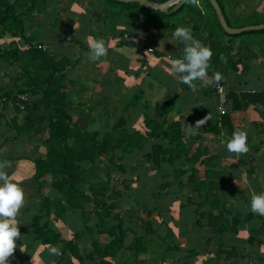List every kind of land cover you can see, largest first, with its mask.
<instances>
[{
  "label": "trees",
  "instance_id": "1",
  "mask_svg": "<svg viewBox=\"0 0 264 264\" xmlns=\"http://www.w3.org/2000/svg\"><path fill=\"white\" fill-rule=\"evenodd\" d=\"M148 1L162 4L168 0ZM229 1L216 0L229 28L241 29L264 25V19H259L256 14L242 23H232L228 15ZM93 2L97 9L101 8L102 10L101 12H91V16L101 19L103 22L107 20L111 24L108 31L112 33V36L113 30L117 26H123V29L117 32L119 42L115 48L118 51L128 49L130 45L134 46L129 40L136 33H140L144 37L151 36L148 40L150 44L156 41L175 42L178 51L192 49L196 53L197 50H200L199 57L196 58L197 68H180L185 77L184 80H181L182 89L187 87L188 80L194 78V71L198 68L203 69L205 73L204 81L208 75L211 79H216L223 84L228 76L223 78L214 72L219 71V67L225 68L227 72L229 70L238 71V66L240 67L243 61L249 58L248 55L252 52L253 44L258 43L256 42L258 36L264 34V30L249 31L233 36L226 34L208 0H182L166 13L147 9L137 3L122 4L114 0H93ZM45 5L44 0H0V36L8 42V48L1 51L0 58L8 64L16 63L19 69V78L14 81L15 84L26 79L21 86L15 85V89L0 88L2 111H6L11 104L15 108L12 118H6L5 115L0 116V126H4L6 133L12 132L14 135L13 137H4L3 141L17 139L31 144L41 141L40 145L45 148L44 157L33 160L34 175L31 180L35 184L33 195L39 197L36 202L38 213L32 217L31 225L27 231L33 235L34 243L38 242L40 245L51 248L56 255V264H140L139 256L149 252L146 243L147 237L135 234L132 240L126 243L128 232H133L125 224L124 217L128 215L130 220L134 218L135 214L132 217L128 212H122L117 206L118 202L107 203L108 199L113 200L124 196L115 188L111 190L113 196H110L108 188L111 181L116 180V175L124 176L128 172L123 161L134 157H137L135 165H142L143 162L146 165L145 172L152 171L157 175L150 195L147 198L143 197L144 205L139 207H142L143 212L148 211L147 214H150V211L162 212L164 210L161 207L164 195L171 194L174 189L177 190L176 192H181L185 187L182 179L190 172L185 182L187 186L194 189L199 200L195 203L193 210L198 235L202 230L206 235L213 236L230 233L238 235L239 230L246 226L245 222L253 217L254 219L255 217L258 219L264 217V212L261 211L256 214L246 213L247 215L239 212L240 217L236 218L234 215L237 211L227 207L221 198L213 194L216 183L219 182L221 187H224L225 184L231 182V178H226L225 170L219 168L220 162L216 159L217 157L212 156L207 149L202 150L200 146L194 149L190 147L189 140L181 131L180 119L171 123L159 124L145 113L143 121L131 130L127 125L128 122L120 118L115 124L110 125L106 122L103 125L105 131L101 137L100 132L87 131V127L81 126L77 121L78 118L74 120L70 111L78 110L82 115L85 114L82 103L73 107L70 100L71 94L64 88L67 75L75 63L56 54L50 55L41 45L32 42L35 35L25 36L27 25L32 24L28 23L31 16L34 13L45 14ZM118 27L117 29H119ZM17 43L22 45L21 50L17 49ZM135 49H141L140 45L135 46ZM111 53L113 52L111 51ZM145 53L149 55L144 49ZM246 70L244 68L242 71ZM115 83L119 85L117 89H121L119 78L116 77ZM212 84L213 82L210 83V88L214 94ZM119 89L118 92H120ZM17 95H26L31 101L22 102L17 99ZM130 97L126 96L123 101L117 99V103H124V112L136 107L135 105L139 103L138 98ZM170 102V99H166L162 104L160 107L162 113H169L172 107ZM257 104L264 105V91L254 95H242L240 98L235 95L234 91H230L227 94L226 113L218 117L217 120L208 119L209 132L221 139L229 140L234 135V130L231 127L234 113L241 111L239 109L242 105H249L252 108L251 111L254 112L256 111L254 105ZM97 105H104V102L96 101ZM93 109L95 106L90 108V111ZM21 113L25 114L19 119ZM257 114L262 121L264 110ZM223 128L225 135H220ZM260 133L263 135L264 130L262 129ZM260 145H262L261 140L252 148V152L261 150L264 158V151ZM247 159L244 165H248V167L244 173L251 179H255L258 168L256 165L253 166L254 159L250 154ZM243 161L242 158L241 162ZM100 163L105 164L102 169L99 168ZM176 164L179 166L178 169L175 168ZM202 168L204 170H201ZM235 168L234 162H230L228 171ZM102 170L104 172L103 184L100 180L94 182L98 172ZM164 171L171 172L163 174ZM234 174L235 172L232 174L233 178H235ZM167 180L170 182H166ZM123 182L124 189L130 190L131 194H134L142 181L139 175L135 181L125 179L120 183L123 184ZM132 184L135 185L132 186ZM238 184L234 181L231 187L238 188ZM243 191L250 194L248 186L243 188ZM238 195L239 200L242 199L249 203V198L242 197L241 193ZM125 196L131 199L129 194ZM90 203L93 206L88 208L87 205ZM186 205L191 206V203L188 202ZM262 206L264 207V203ZM184 207L182 206V208ZM66 213H68L70 221L68 228H64V230L73 231L71 239H64L60 230H48L49 226L46 223H41L45 219H50L59 224L60 221L63 222ZM91 216L98 219L99 229L95 234L110 237V240L102 245L91 238L92 230L87 226ZM159 217L161 219L159 223L166 227V237L160 238L164 243L160 260L164 264L171 254L177 252L179 255L176 259L178 264L180 262L187 264L184 259L197 254V250L195 251L192 246L185 252L179 250L180 248L176 244L171 247V243L175 236V229H183L187 232L186 230L192 226V220L182 218L179 223L174 218L168 221L161 214ZM75 219L80 220L83 225L82 230H77L74 225ZM151 227L150 223L147 224L144 233L154 235ZM263 228L264 226L260 230L263 231ZM25 230L23 228L20 232ZM84 239L85 243L81 246L79 242ZM198 240L194 243L195 247L198 246ZM247 240L251 244H259L256 242V237L253 239L252 236H249ZM210 241L207 239V243ZM88 246H90V250L87 249ZM215 247L217 250L213 258L211 257L212 259H207V264H224L223 255L226 263L242 254L235 248L227 251L222 243L215 244ZM124 252L131 253L125 261L121 255V253L124 255ZM241 258L243 259L244 255H241ZM117 260L121 262H117Z\"/></svg>",
  "mask_w": 264,
  "mask_h": 264
},
{
  "label": "rangeland",
  "instance_id": "2",
  "mask_svg": "<svg viewBox=\"0 0 264 264\" xmlns=\"http://www.w3.org/2000/svg\"><path fill=\"white\" fill-rule=\"evenodd\" d=\"M44 1L46 4L45 14L44 13L34 14L33 16H31L30 22H28V23H32L36 31L39 32L43 28H46L48 25L49 28H51L50 33L48 31V27L44 29L42 33H44L46 36H49L48 37L49 41L51 42L57 41L59 45L67 44V45L75 46L76 53H78V50L81 52L80 48L82 47V49L84 50L82 51L83 55L76 54V58L80 60L83 64H86L88 62V60H85V59H97L98 61L101 59L102 61L106 60V62L108 63L111 57H113L110 61L112 62L113 65L116 66V67L112 66L113 67L112 69L111 67L112 64L109 65V67L108 66L106 67L107 65L106 63L104 65V68L97 67V69H94L93 67L94 65H91V69H90L91 73H89L88 65L86 67L85 65L81 66L80 64L77 66L74 65L75 68L73 71H74V75L76 74L75 78L77 79L80 78L78 79L80 81V86H79L80 89L85 88L84 84L81 83L84 80L81 78L85 75L88 76L87 74H90V77H94V81L97 82L98 84L90 83L89 84L90 91L86 89V92H84L85 94H83V92L79 93L77 96L76 94H74L73 100L79 97L80 100L78 99V102L86 101L87 102L86 106H89V107H91L92 104L94 105L95 101H98V102L102 101L105 103L103 111L102 109L96 110L92 114H90V116L88 117L87 116L83 118L79 117L77 121H79L81 126H86L87 127L86 130L89 132H100V137L102 136V133L105 131L103 125L106 122H108L110 125L115 124L120 118H123V120H126L128 122L127 124L128 127L131 130H133L135 127L138 126L140 122L143 121V117L145 113L143 111L142 106H137V107L128 109L126 113H124V115L123 114L121 115V110H122L121 106L124 103L123 102L118 103L117 105L116 100L118 99L119 101H123L125 99V95L123 98L122 95L118 92L117 87L119 85L114 82V78L120 77L119 80L123 79V85L126 86V88H128V86L131 87L133 86V83L136 82V81H133V78H134V75L137 74L136 76L139 77L138 81L143 79V83L141 85L142 91L147 90L148 88H150L149 86H150L151 81H156L153 76L154 69L151 66L152 63L150 64V62L152 60H157L156 59L157 54L161 52L162 53L167 52L166 54L168 58H164L163 59L164 62L162 63L166 65V68L167 66L170 67L171 66L170 62L171 60L173 61L172 59L173 56L169 52L173 50V47H171L169 42L162 43L160 41L159 42L156 41L155 43L150 44L148 40L151 38V36L144 37L142 34L136 33L133 35V37L129 41L136 42L137 43L135 45L136 47L137 45H141V44L144 45L145 48H147L145 49V51H147L149 55H147L146 53L144 54V51H142L144 55H136V56H139V58H142L143 60H145L143 62V65L142 64L132 65L131 67H129L128 70L123 71L118 74L116 71L120 68L123 69L128 64L124 57H119L117 54H115L116 52L114 51L116 50L115 48L116 44L119 42V39H117V36H118L117 32L121 31L123 29V26L122 27L117 26L119 29H117L116 27V29L113 30L114 32L113 33L114 38H113V36L111 35L112 33H109L108 31L111 24L108 23L107 20L103 22L101 21V19H95L91 16V12H96V11L101 12L102 10L101 8L97 9L94 6L93 0H44ZM60 5H67V8L69 9H67L66 12H63L62 10H58L60 9L59 8ZM68 5H70V7H68ZM263 13H264V10H263ZM33 19L35 21H33ZM242 22H239V23H242ZM95 28L99 30L96 32ZM89 29H91V31H89ZM90 32H93V33H91L90 35ZM94 33H95V36H93V41H94L93 45L96 47V49L92 50L91 46L89 45L90 43L89 38ZM98 38L100 39V45L98 42L99 41ZM256 42L258 43L253 44L254 47L252 48L251 54L248 55L249 58L245 59V61H243V64L240 67L238 66V69H239L238 71L235 72V71L229 70L227 72L225 68L223 69L219 67V71L214 72L215 74H218L222 76L223 78L230 76L231 78L230 82H227V79L226 81H223V84H224L223 86L225 87L227 93H229L230 91H234L235 95L240 98V96L242 95H254V94H258L264 91V34L258 36ZM259 43L260 45H257ZM86 48L87 50H85ZM88 48H90L89 50H92V51H88ZM141 48L142 50H144L143 47ZM109 49H110V52H109ZM45 50L48 51V49L46 48ZM111 51L113 53H111ZM73 52H75V50ZM108 52L110 56L108 55ZM125 53L129 55V52H125ZM136 58L137 57H135L134 59ZM176 59L177 61L181 60V61H178L180 68H182L183 66L186 67L187 62L185 61V59L183 58L181 59L179 57H176ZM130 60L131 58H129V63H130ZM104 61L102 63H104ZM174 61H175V58H174ZM181 62L182 64H180ZM189 63L191 65L190 67H193L195 65L193 64L192 61H189ZM110 67L112 69V72H111ZM244 68L247 69L245 72L242 71ZM161 71L163 72L162 74H165L166 76H168V74L164 71V69H161ZM109 72L113 74L110 77H107L108 76L107 74ZM116 74L118 76H115ZM125 77L130 78L127 84H126ZM155 77L156 79L160 81L162 80L165 81L164 78H161L160 74L155 75ZM90 81H92V78H90ZM194 83L196 84L197 82H194ZM86 88H88V86ZM100 88H102L101 92H99ZM95 89H97L98 93H94ZM126 93L129 94L128 92ZM104 94H107V96L110 95L109 98L107 97L106 99H102V97H104L103 96ZM213 95L216 101V112H218L217 111V98L215 94ZM143 96H144V92H143ZM160 96H161V93L159 94L156 93L155 89L153 88L151 89V91L150 90L147 91V97L144 96L140 102H144L148 104L150 103L152 106L158 105V102L155 103V101L159 100L158 98H160ZM144 105L145 104H143V106ZM254 108L256 109V111L253 112V110L251 111L252 108L249 107V105L247 106L242 105L240 106V109H239L241 111L236 112L235 115L232 116L231 127L234 130V135L233 137H230L229 140L221 139L220 141H218L220 142V144L218 143L216 144L214 141V138L212 137L210 133L198 132L196 128L195 129L196 134H200L202 137H201V140L199 141L200 143H198L197 141L195 142L193 141L191 143L193 144L192 149H194L197 146V144H200L198 146H200L201 148L202 147L207 148L208 151L212 154V156H214L215 158L217 157L216 159H218L221 166H223V168L220 170H225L224 174L227 175L226 178H231V182L229 184H225L224 187H221L219 182L216 183V188L213 190V194H216L218 198H221L222 201L226 203L227 207L232 208L234 211L235 210L237 211V213L234 215L236 218L240 217L239 212L240 214L242 212L244 214L246 213L249 214L250 212L255 213V214L261 211L264 212V207L262 206L264 203V158L262 157L263 153L261 152V150L255 153L252 152L253 151L252 148L255 147L256 144L260 142V140L262 142V145H260V147H262V151H264V135H261L258 137V136H255V133H254V130L257 131L258 126H260V128L264 130V115H263L262 122L259 124L257 123V120H253L252 122H249V119H257V117L259 116L257 113H260V112L262 113V111L264 110V105L257 104V105H254ZM101 111L102 113H99ZM105 111L110 115V117L106 118ZM210 111H213V110H210ZM100 114H103V115H100ZM152 114L147 113V116L150 119H153L154 114L153 115ZM21 118H22V115L21 116L19 115V119ZM92 120L94 121L91 124ZM197 127L199 128L200 126H197ZM222 133L225 135V131L223 132L222 130ZM7 134L10 135L11 137L14 136L12 132H7ZM249 154L251 157L255 159L253 166L254 165H256V167L259 166L260 171L257 170V180L256 178L255 180L251 179L250 176H247L244 173L245 172L244 170L248 167V165H244V164L248 160L247 156ZM136 158L137 157H134L133 159H125L123 161L128 172L124 176L116 175V180L118 181L116 180L111 181V184L109 185V188H108V193L110 196H113L111 190L114 188L116 189L117 192H120V194L124 196L118 197L113 200H109L107 198L108 199L107 203L112 204L113 201L118 202L117 206L118 208L121 209L122 212H126V213L128 212V214L130 216L132 215V217L135 214L134 218L130 220L128 219V215L124 217L125 224L128 225L129 229H131L133 232V233L128 232L126 243L130 242L135 234L145 235L147 237L146 243L148 245L147 248L149 252L147 254H142L139 256V260L141 262L140 264H163L162 260H160L161 259L160 255L164 250V243L161 242L160 238L163 239L164 237H166V227L162 223H159L161 222V219L159 217L160 214L161 216H164V218H166L168 221H171L172 218H174L175 221L179 223L182 221V218L192 220V224H191L192 226L189 227L186 231L187 232L193 231L191 233H188V235L195 238L194 235H198L197 233L198 230L195 226L196 218L193 215V210L195 209V203L199 202V200L197 199L195 195L194 189L190 186H187V183L185 182V179H187V176L190 173L189 172L182 179V181L185 184V187L182 189L181 192H176L177 190L174 189L171 194L164 195L162 206H161L162 209H164L163 210L164 212L162 211V212L155 213L154 211H150L151 212L150 214H147L148 211L143 212L142 207L141 208L139 207L140 205L141 206L144 205L143 197L146 196L147 198L150 195L151 188L154 185L157 175L155 172L153 173L152 171L145 172L144 168L146 167V165H144L143 162H142V165L141 164L135 165ZM242 158L244 160L243 162H241ZM230 162H234V166H236V168L233 169L232 171L231 170L228 171V169L230 168ZM104 166H105L104 163L99 164L100 169H102ZM178 167L179 166L176 164L175 168L178 169ZM201 170H204V169L202 168ZM170 172L171 171H164L163 174L170 173ZM234 172H235L234 174L235 178L232 177V174ZM103 173H104L103 170L99 171L97 174V179L94 182H98L100 180L101 183L103 184L104 182ZM139 175H140L142 182L136 188L134 194H131L132 191L124 189V182L123 184H121L120 182H122L125 179L135 181V179ZM234 181L239 183L238 188L231 187V184L234 183ZM12 182H6L4 186H7V189H9V191H11L13 195L15 194L14 197L16 196V200H15L16 202L15 201H13V203L11 202V206L16 207L14 211L18 210V212L20 211L24 212L25 208L28 211V209H30L33 204L37 206L36 202L39 197L37 195H33L34 187L32 185H30V187L25 186L26 188L22 187L21 191L18 192L17 189L20 187H15L12 184ZM166 182H170V180L169 181L167 180ZM133 185L135 184H132V186ZM247 186H248V189L251 190L249 191L250 194L245 193L243 191V188H247ZM240 193L242 197L246 199L249 198L248 200L249 203H247L246 201H243L242 199L240 200L238 199L239 197L238 194ZM126 194H129L131 199H129L128 196H125ZM163 194L165 193L163 192ZM29 196L31 197V199L27 198ZM4 200H8V197L4 198ZM188 202L191 203V206L186 205L188 204ZM4 205H7V203H5ZM92 206L93 204L91 203L87 205L88 208H91ZM182 206H185V207L182 208ZM147 209L149 210V208ZM140 220L142 221L141 223H140ZM30 221H31L30 217L27 216V219L25 220L24 223L28 226L30 224ZM69 221H70L69 215L68 213H66L63 219V222L60 221L59 224L52 222L50 219L49 220L45 219L41 223H46L47 226H49L47 227L49 229L51 228L54 230L55 229L64 230V228H68L67 226H68ZM97 221L98 219L91 216L90 221L87 226L91 228L92 230L93 236H91V238L95 239L99 244L102 245L106 241L110 240V237L107 235L95 234L99 229ZM149 223L152 225L151 229L153 230L154 235L152 234L148 235L144 233V229ZM245 224L246 226H244L243 229L239 230L238 235H236L235 233H230L228 235H221V236H213V235L207 234L206 236L208 237L209 240H211L209 245L207 243V237L204 236L203 237L204 241H202L204 247L202 248V251L207 250L206 253H209L208 254L209 257L207 258H210V259L213 258L214 255L212 254L216 252L215 244L217 245V243L219 244L222 243L224 246V249H228V251H230L233 248H235L236 250V247L238 246L245 247L248 241L247 238L249 236H252L253 239L255 237L257 239L261 238L262 235H258L256 233L257 228H258L257 225H261V222L259 220H257L256 218L254 219L253 217L247 222H245ZM74 225H76L77 230L83 229V225L81 224L79 219L74 220ZM187 232H185L183 229L179 230L178 228H176L175 236H173L172 238L171 247L174 246L176 242H180V239L182 237H185ZM72 234H73V231L68 232V234L65 235V238H67V236L72 238ZM201 234L203 233L199 234L200 237L202 236ZM88 238L92 240L90 237ZM84 241L85 239L79 242V244L82 246L85 243ZM199 244H200V240H198V245ZM182 246L185 247L184 244L183 245L181 244L180 248H183ZM87 249L90 250V246H88ZM197 252L200 254V250H197ZM121 255L123 257V261H125L126 257L130 256L131 253L124 252V255L123 253H121ZM178 257L179 255H177V252L174 254H171L169 258L166 260L167 264H169V262L174 259L176 260ZM222 257H223L222 261L224 262V264H227L228 262L230 264H239L238 262H240V264L244 263V261H241L239 259L240 257H237L234 259L232 258L228 262L225 263L224 261L225 256L223 255ZM200 258H205V257L201 255ZM194 259H198V258H192L191 262H193ZM117 262H121V261L117 260ZM179 264H181V262Z\"/></svg>",
  "mask_w": 264,
  "mask_h": 264
},
{
  "label": "crops",
  "instance_id": "3",
  "mask_svg": "<svg viewBox=\"0 0 264 264\" xmlns=\"http://www.w3.org/2000/svg\"><path fill=\"white\" fill-rule=\"evenodd\" d=\"M95 5V4H94ZM68 7H70V5H68ZM60 9L58 10H62L63 12H66L67 9V5H60L59 6ZM264 0H230L229 1V11H228V15L230 18V21L234 24H237L239 22L242 21H246L247 19H249L250 16L256 14L258 16L259 19H264ZM36 14V13H34ZM33 21H35L33 19ZM36 23V22H35ZM48 27V31L50 33V29L49 26ZM46 27V28H47ZM43 28L41 31H36L35 27L31 24V25H27L26 28V37L29 36H33L35 35V37L33 38V43H37L38 45H41L42 48H46L48 49V53L50 55L56 54L57 56L60 57H64L67 58L68 61L72 62L74 61V65H85V67L88 65V70L89 73L90 69H91V65H94V69H97V67H102L104 68V65L107 63L106 60L104 61V63H102L103 61L100 59L99 61L97 59H85L88 60V62L86 64H83L80 60H78L76 58V54L80 55L82 54V51H84L81 49V52L78 50V53H76V48L75 46H71V45H67V44H62L59 45L57 41H49L48 37L46 36L44 33H42L44 31ZM38 30V29H37ZM94 30V29H92ZM99 29L95 28V31L97 32ZM89 31H91V29H89ZM38 33V34H37ZM93 32H90V35ZM93 36H95V33L89 38L90 43L89 45L91 46V49L94 50L96 49V47L93 45ZM98 42L100 45V39L98 38ZM171 47H173V50H171L169 53H171V55L173 56V61L171 60L170 62V67L166 65H164V58H168L167 56V52L166 53H159L157 54V60H152L150 62V64L152 63V67H153V76L154 79L156 81H151L150 83V88L151 89H155L156 93H161L160 98H158L159 100H156L155 103L158 102V105H151L150 103H144V102H140L143 97H147V91L151 89L148 88L145 91H142L141 85L143 83V79L138 81V76L134 75L133 81H136L133 83V86L126 88V86L123 85V79H120V88L119 89V93L122 95V97L124 98L126 96H131L133 98H138L139 99V103H137L135 106H142L144 113H153L152 115L154 116V118L152 119L154 122H157L159 124L167 122V123H171L172 121H176L180 119V123H181V131L183 133V135L189 140V145L192 148L191 144L193 141H197L198 143H200L199 141L201 140V135L200 134H196V130L198 132H208L212 135V137L214 138L215 143L220 144L221 137H217L215 135H213L211 132H209V127H208V119L213 118V121L218 117H220L218 115V113L216 112V101L214 99V95L212 94V91L209 87L210 83L213 82L216 79H211L208 75L205 78V81L203 82H199L195 79V77L192 80H188V85L187 87H185L184 89H182V85H181V80L185 79V77L183 76V74L180 71V67L178 64V60L176 59V57L179 58H183L185 59L186 63V68H192L190 67V63L189 61H192L193 64H195L193 67H196V58H198V54L200 52V50H197L196 53H194L191 50H185V51H178L177 49V43L175 42H169ZM16 44V43H15ZM131 44L134 46L130 45V48L128 49H124V50H114L119 57H124L127 61V66L124 67L123 69H118L116 72L119 74L123 71H126L129 69V67H131L132 65L135 64H142L145 60H143L142 58H139V56L136 55H144L141 49H135V45L137 44L136 42H131ZM144 44V43H143ZM67 45V47H66ZM140 47H143V49H147L145 48L144 45H140ZM8 48V42L6 41L5 38L0 36V57H1V51L5 50ZM170 48V47H169ZM90 48H88V51H92L89 50ZM101 49V48H100ZM75 50V52H73ZM87 50V48L85 49ZM110 52V49H109ZM108 52V55L110 56ZM125 52H129V55L126 54ZM105 53V51H104ZM83 55V54H82ZM171 56V57H172ZM194 56V58H193ZM135 57H137L136 59H134ZM170 57V58H171ZM77 60H76V59ZM113 57H111L112 59ZM129 58H131L130 63H129ZM175 58V61H174ZM110 59V60H111ZM109 60V62L107 63L106 67L112 64V62ZM163 60V61H161ZM77 61V62H75ZM182 63V62H181ZM74 67H72L67 75V81L64 82L65 85V90L67 92H69L71 94V102L73 107L77 106L78 103H82L83 109L85 110V114L82 115L78 110H72L70 111L72 117L74 120H77V118H83V117H88L90 116V114H92L94 111L102 109L104 108V105H97L96 106V101L95 104L91 105V107L86 106L87 102L86 101H80L78 102V99L80 100L79 97H77L75 100L74 99V94H76V96L80 93L83 92V94H85L84 92H86V89L90 91V87L89 84L93 83V84H98L97 82L94 81V77H90V74H87L88 76H83L81 79H83L84 81L81 82L84 84L85 88H79L80 86V81L78 79L80 78H75L76 74L74 75ZM116 67L115 65H111V67ZM146 66V65H145ZM157 66V67H155ZM110 67V69H111ZM112 67V69H113ZM185 68V69H186ZM109 69V71H110ZM111 69V72H112ZM143 69V68H142ZM161 69H164V71L168 74V76H166L165 74H162L163 72L161 71ZM168 71H167V70ZM73 71V72H72ZM19 69L16 65V63L12 64V63H6L5 61H3L0 58V88L2 89H15V85L16 86H21L23 84V82H25L26 79H24L21 82H18V84H15L14 81L17 80L19 78L18 75ZM109 72L107 75V77H110L113 73ZM79 73V72H77ZM160 74L161 78H164L165 81H160L158 79H156L155 75ZM101 75V74H100ZM115 76H118L117 74ZM90 78H92V81H90ZM120 78V77H119ZM77 79V80H76ZM126 84L129 82L130 78H126ZM116 78H114V82H115ZM231 78L230 76L227 78V82H230ZM77 82V83H76ZM194 82H197L196 84ZM88 86V88H86ZM196 86V87H195ZM198 86V87H197ZM104 87V86H102ZM125 87V88H124ZM42 89H44V87H42ZM102 91V88H100V91ZM128 92L129 94H127L126 92ZM143 92H144V96H143ZM146 92V93H145ZM94 93H98L97 89H95ZM105 97V99L110 95L107 96V94L103 95ZM130 97V98H131ZM148 99V98H147ZM166 99H170L171 102L169 104L172 105L171 110H169L168 114H164L160 111V107L162 106V104L166 101ZM125 100V99H124ZM117 102V100H116ZM141 103V104H140ZM118 105V103H116ZM143 104H145L143 106ZM95 109H93L92 111H90V108L94 107ZM229 107V106H228ZM86 108V109H85ZM227 108V107H226ZM121 115L126 112L123 111L124 106H121ZM153 109V110H152ZM105 110V109H104ZM213 110V111H210ZM99 112V113H102ZM15 112V108L14 106L11 104L7 107L6 111H2L1 109V105H0V116L1 115H5L6 118H12V113ZM228 112L230 114V110L228 109ZM106 113V114H105ZM105 116L106 118L110 117V115L105 111ZM25 113H21V115L24 117ZM156 114V115H155ZM228 114V115H229ZM98 115V114H97ZM103 115V114H100ZM235 115V113H234ZM177 118V119H176ZM98 119V118H96ZM100 119V117H99ZM211 120V119H210ZM253 120H257V123H261L262 121L259 119V116L257 117V119H249V122H252ZM212 121V122H213ZM197 126H200L199 128ZM239 126V125H238ZM197 128V129H196ZM239 128V127H238ZM196 129V130H195ZM223 132L225 131L224 128L222 129ZM195 132V133H193ZM262 132V129L260 128V126H258L257 131L254 130L255 136H261L262 134L260 133ZM6 131L4 126H0V264H56L57 259H56V255H54L53 251L51 248H48L47 246L44 245H40L38 242L34 243V238L33 235L27 231V228L31 225V221H32V217L38 213V209L37 206H35V204L32 205V207L30 209L25 208V211L23 212H18V210L14 211L16 209V207L11 206V202L13 203V201L16 200V196L14 197L13 193L11 191H9V189H7V186H4V184L6 182H12V184L15 187H20L18 188V192L21 191V188L25 186H29L32 185L34 187L35 184L32 183V177L34 175V165H33V160L37 159L38 157H44L45 155V148L40 145L41 141H36V143H27L24 140H17V139H12L10 141L4 142L3 138L4 137H10V135H6ZM196 134V135H195ZM220 135H224L222 132ZM264 135V134H263ZM194 136V137H191ZM222 143V142H221ZM196 144V143H195ZM197 144L196 147H198ZM203 149H207L205 147L201 148ZM208 150V149H207ZM193 152V150H191ZM210 153V152H209ZM191 154V153H190ZM253 158V157H252ZM254 159V158H253ZM255 160V159H254ZM263 161V160H262ZM262 165V164H261ZM219 168L222 169L223 166H221V164L219 163ZM258 171L259 170V166L257 167ZM257 180V176L255 177ZM255 180V179H254ZM251 185V184H250ZM3 187V188H2ZM5 187V188H4ZM2 189V190H1ZM251 191V190H250ZM8 200H4V198H7ZM30 197V196H29ZM29 197H27L29 199ZM16 202V201H15ZM5 203H7V205H4ZM35 203V202H34ZM34 206V207H33ZM12 207V208H11ZM27 216L30 217V224L27 226L24 222L27 219ZM256 218V217H255ZM261 222V225H257V234L258 235H262L261 238H256V242H258V245L255 244H251L249 243V241L246 243L245 247L241 246V247H236L237 251H241L242 254H240L239 256L237 255V257H240L239 259L241 261H244L243 264H264V230L261 231L260 229L262 228V226H264V217L262 219H258ZM260 226V228H259ZM26 229L24 232H20L22 229ZM49 230V228H47ZM51 229V228H50ZM264 229V228H263ZM57 230V229H55ZM59 230V229H58ZM180 230V229H179ZM71 230L65 229L64 230H60L62 237L64 239H71L70 237L67 236V238H65V235L68 234V232H70ZM187 232L185 237H182L180 239V242H176L175 244L178 245V247L180 248L181 244L185 247L180 248L179 250H184L186 252V250H190L192 248V246L195 248L194 250H200V254L197 252V254H195L194 256H190L187 259H184L185 262L188 264H207V258L209 257V253H206V251H202V248L204 247L202 241H204L203 237L206 236L204 230H202L201 234L202 236L200 237L199 235H194V237H191L188 235ZM177 235V233H176ZM257 235V236H258ZM207 237V236H206ZM195 240H194V239ZM200 240V244L195 247L194 243L196 240ZM208 239V237H207ZM211 242V241H210ZM210 243H208L209 245ZM215 244V243H214ZM209 247V246H208ZM217 249H215L216 251ZM228 251V249H226ZM230 250V249H229ZM212 254V253H210ZM203 256L205 258H200V256ZM214 255V254H212ZM241 255H244V258H241ZM192 258H198V259H194L196 261L193 260V262H191ZM223 259V257H222ZM247 260V262H246ZM178 263L175 259L170 261L169 264H176ZM240 264V262H238ZM167 264V261L164 263Z\"/></svg>",
  "mask_w": 264,
  "mask_h": 264
},
{
  "label": "water",
  "instance_id": "4",
  "mask_svg": "<svg viewBox=\"0 0 264 264\" xmlns=\"http://www.w3.org/2000/svg\"><path fill=\"white\" fill-rule=\"evenodd\" d=\"M114 1H116L118 3H122V4L137 3L140 6L145 7L147 9H151L153 11H158L161 13H166L172 6L180 3L182 0H168L162 4H154L148 0H114ZM208 2L210 3L211 7L213 8L218 22L226 34L233 36L236 34H242V33L249 32V31L264 30V25L244 27L241 29H231L226 24L224 17L222 15V12H221L216 0H208Z\"/></svg>",
  "mask_w": 264,
  "mask_h": 264
},
{
  "label": "built area",
  "instance_id": "5",
  "mask_svg": "<svg viewBox=\"0 0 264 264\" xmlns=\"http://www.w3.org/2000/svg\"><path fill=\"white\" fill-rule=\"evenodd\" d=\"M22 45L17 43V49L21 50ZM182 64V63H180ZM204 71L203 69H197L194 73V77L198 82H203L204 81ZM212 88L214 89V94L216 95L217 98V113L219 116H222L226 113V106H227V92L225 87L220 81H213ZM18 100L22 102H30V98L27 97L26 95H17L16 96ZM220 127V124H218Z\"/></svg>",
  "mask_w": 264,
  "mask_h": 264
},
{
  "label": "clouds",
  "instance_id": "6",
  "mask_svg": "<svg viewBox=\"0 0 264 264\" xmlns=\"http://www.w3.org/2000/svg\"><path fill=\"white\" fill-rule=\"evenodd\" d=\"M182 68H186L185 66H183ZM198 69H201V68H198ZM197 70V69H196ZM194 73H195V71H194ZM194 75V74H193Z\"/></svg>",
  "mask_w": 264,
  "mask_h": 264
}]
</instances>
